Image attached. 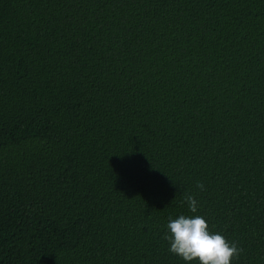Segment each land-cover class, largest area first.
Returning a JSON list of instances; mask_svg holds the SVG:
<instances>
[{
  "label": "trees",
  "instance_id": "1",
  "mask_svg": "<svg viewBox=\"0 0 264 264\" xmlns=\"http://www.w3.org/2000/svg\"><path fill=\"white\" fill-rule=\"evenodd\" d=\"M181 214L264 264V0H0V264H186Z\"/></svg>",
  "mask_w": 264,
  "mask_h": 264
},
{
  "label": "clouds",
  "instance_id": "2",
  "mask_svg": "<svg viewBox=\"0 0 264 264\" xmlns=\"http://www.w3.org/2000/svg\"><path fill=\"white\" fill-rule=\"evenodd\" d=\"M196 187L203 190L204 185L197 181ZM183 197L189 211L196 213L198 201L195 195L184 191ZM166 228L168 231L162 238L168 241L169 251L186 264H232L243 251L221 233L212 232L202 215L181 214L178 218H170Z\"/></svg>",
  "mask_w": 264,
  "mask_h": 264
}]
</instances>
